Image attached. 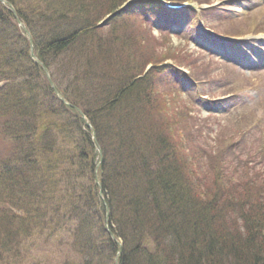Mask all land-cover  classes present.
<instances>
[{
  "label": "trees",
  "instance_id": "obj_1",
  "mask_svg": "<svg viewBox=\"0 0 264 264\" xmlns=\"http://www.w3.org/2000/svg\"><path fill=\"white\" fill-rule=\"evenodd\" d=\"M70 1L71 10L57 3L45 14L32 4L18 13L62 94L95 127L109 222L123 242L119 264H264V185L200 179L165 123L158 126L165 113L153 85L114 82L115 54L92 24V6ZM11 27L18 29L0 4V264H14L35 236L69 246L77 259L63 264H116L95 182L96 144Z\"/></svg>",
  "mask_w": 264,
  "mask_h": 264
},
{
  "label": "rangeland",
  "instance_id": "obj_2",
  "mask_svg": "<svg viewBox=\"0 0 264 264\" xmlns=\"http://www.w3.org/2000/svg\"><path fill=\"white\" fill-rule=\"evenodd\" d=\"M18 3V5L21 6V9H23L24 11L27 12H31V2L32 0H14ZM35 1V0H34ZM173 1V0H172ZM240 2L242 3V7L241 10H243L246 6V4L249 5V7H251L254 3L253 2H245L243 0H240ZM233 7L230 8L228 10V12L232 13V14H237V8L235 7V3L232 4ZM258 12V11H257ZM241 14H245V13H241ZM240 14V15H241ZM239 16V15H237ZM216 14L214 16H208L207 21L208 24L210 25L212 22V18H215ZM211 20V22H210ZM185 19H182L181 22H184ZM152 22V21H150ZM153 23V22H152ZM213 23V22H212ZM154 24V23H153ZM179 27L182 28H186V26L182 25V23L179 24ZM153 33H150L149 35L151 36L152 39L148 38L150 42L153 41L154 46L153 47V52L154 54L157 55H162L164 53L165 48H163L164 46H170L169 44H173L172 46V51H170V55H181L182 53H185L187 55V53L190 54V57H187V64L192 65L191 68L189 69L191 74L194 75L195 77H198L199 79L201 78L202 81L199 82V84L202 86V92L205 93H209V91L213 92L214 94H217L219 97H222V93L224 92L225 89H227L228 87H233L234 88V76L231 77V80H227L224 81L223 80H218V71H220L221 69L218 68L216 70V65L218 67V65L223 66L222 64H219L217 62H215V60L211 61L210 59H213V57L215 59H222V56H224V53L227 52V50L230 49V47L228 45H223L221 44V42H218L216 45V47L218 46V53L219 54H215L214 56L211 55V53L205 49L204 47V43L202 41H199L198 38L190 36V35H182V36H178V35H172V38L170 40H167V38H165L166 36L161 35V31L159 30V28H156V26H154L153 28ZM152 34V35H151ZM155 34V35H154ZM261 45V49H258L259 45L256 44V49L254 50V53H251V55L249 54L246 56L240 55L241 56V60H242V67L240 66V70L244 72L245 76H254V70L256 68L259 69V67L261 65L264 64V44H260ZM234 51H238L235 47L233 48ZM233 52L232 55H229L230 57H239V54ZM223 53V54H222ZM175 58H180L175 56ZM251 58V59H250ZM181 59H183L181 57ZM189 60L191 61L189 63ZM224 60V58L222 59ZM255 60V61H252ZM218 61V60H217ZM251 64V66L249 65ZM199 67V68H197ZM209 69L211 68V70H213L212 72L208 71L210 73V75H212V79L210 80L211 76H207V79L205 78L204 74L202 73L203 69ZM215 68V71H214ZM197 69H199V72H197ZM186 71V73H189L188 69H184ZM203 78H205V80L203 81ZM234 79V80H233ZM233 80V81H232ZM186 84V86H184L183 84ZM244 81H247L246 79ZM172 82H175V85H183V89L184 92L182 95H177L173 90H177L175 88V85L173 86H164L163 85V90L165 93V99H166V106L168 109V112L165 113V117L163 122H166V124H169L171 127V135L172 139H173V135L175 136V139L177 142L180 143L179 139L181 138V132L183 131V129H191V137L193 139L189 140V144L191 143L190 147L193 149L191 152H188L187 154H185V158L186 159H191L192 160V166L195 169V165L196 163H198L199 167L201 169L204 170V166L202 165V162L199 158V154L198 151H202L205 152L203 150V145L206 144V146H210L208 143L212 142V139L216 136L217 131H220L221 133L227 135L228 133L230 134V131L233 130L230 126V129L227 130V128L223 127L222 129L220 128V125H226L229 123V119L233 118L235 116V110L236 108L239 106L240 102L239 101H235L232 102L231 100H229L226 104V106L219 108H212L210 107V102L206 101L203 104V101L201 103L196 102L194 98L191 97V94L197 92L198 87L195 84V81L192 80L191 78L187 77H179V78H174ZM197 83V82H196ZM225 83V84H224ZM227 86V88H226ZM172 87V89H171ZM238 87V86H237ZM230 89V90H233ZM237 89V88H236ZM229 90V91H230ZM231 93V92H229ZM241 94V93H240ZM231 96L229 95V97H226L225 100L230 99ZM244 99L248 100L249 103H253L254 106H258L260 107L261 103H258L259 101V94L256 92H245L244 93ZM196 104H195V102ZM242 103V102H241ZM200 106V112L196 109L199 108L198 105ZM188 110H191L190 114L194 113L196 114V116L193 119L187 118L186 116V112L188 113ZM186 111V112H185ZM212 111V114H216V116L213 117V119L217 118V114L218 118L217 120L220 122L219 127H217L215 124H213L210 121H206L204 118H206V115ZM168 115V116H167ZM194 115V114H193ZM225 116V117H223ZM229 118V119H227ZM136 127L137 128H141L142 124L140 122H135ZM200 128V129H198ZM264 131V130H263ZM58 134L59 131H57ZM5 129L3 130V136L5 135ZM260 134L258 132V135L256 137H258ZM179 137V138H178ZM120 143H117L116 145H118ZM181 144V143H180ZM202 145V149L198 147V145ZM5 147H6V143L5 141L2 139V137L0 136V154L5 152ZM67 147V148H66ZM65 148L69 151V152H75V150L73 149V145L72 143H67ZM158 148V146L156 145V149ZM208 149V148H206ZM158 151V150H157ZM116 153L120 152V149L116 146ZM248 155L246 154V157ZM242 157H245V152L242 153ZM99 159V158H98ZM243 162L240 161H236L235 159L231 158L230 161V169L229 171L231 172V170H234V167H236L235 165H242ZM241 167V166H239ZM238 167V168H239ZM249 168L251 170V174L255 175L256 173L260 174V177L262 178V181H259L260 183L264 184V165L257 159V161L254 164H250ZM118 173H120V171H122V168L118 169ZM241 168L238 169V171H240ZM198 175L200 176V178L203 177L204 172H202L201 170H197ZM208 172V171H207ZM211 173V172H209ZM137 174V173H135ZM230 175V174H229ZM209 178H211V176H208ZM235 177L237 178V175L235 174ZM136 178V177H135ZM257 177H250V178H245L244 181L243 179H232L234 182L232 184L227 185L228 187H235L238 185V183L240 182L241 184H244L245 181H249L250 183H252V181H255ZM218 182L221 184L223 180L226 181V178H220L217 177ZM248 182V183H249ZM249 183V184H250ZM124 185L127 186V182L124 183ZM136 189V188H135ZM138 189V188H137ZM188 192H190V189H187ZM102 192L104 194V190L102 189ZM195 199V198H193ZM108 214V212H106ZM62 235H64V233H62ZM44 238L42 239H33L32 245L29 248L28 252H22L23 256L20 258V252L17 253V256L15 257V262L14 264H61L64 261H70V260H76L77 256L74 255L73 251L71 250V248L69 246H63L60 243L57 242V240L53 241V242H49L47 244H45V242L43 241ZM29 243V242H27ZM107 258V256L103 257V261H105ZM3 263H5L3 261Z\"/></svg>",
  "mask_w": 264,
  "mask_h": 264
},
{
  "label": "water",
  "instance_id": "obj_3",
  "mask_svg": "<svg viewBox=\"0 0 264 264\" xmlns=\"http://www.w3.org/2000/svg\"><path fill=\"white\" fill-rule=\"evenodd\" d=\"M33 58H35L34 55H33Z\"/></svg>",
  "mask_w": 264,
  "mask_h": 264
}]
</instances>
